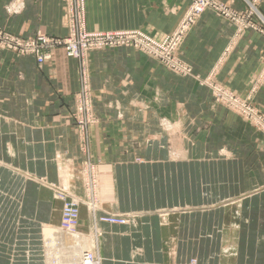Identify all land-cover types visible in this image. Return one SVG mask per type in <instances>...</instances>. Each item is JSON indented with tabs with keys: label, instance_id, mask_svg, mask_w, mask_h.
Returning a JSON list of instances; mask_svg holds the SVG:
<instances>
[{
	"label": "crops",
	"instance_id": "obj_1",
	"mask_svg": "<svg viewBox=\"0 0 264 264\" xmlns=\"http://www.w3.org/2000/svg\"><path fill=\"white\" fill-rule=\"evenodd\" d=\"M219 1L246 13L252 0ZM189 6L85 0V27L161 42ZM254 6L264 20V0ZM68 28L67 0H0L2 32L62 38ZM177 57L191 75L133 48L82 62L55 49L42 65L0 51V264L48 263L44 238L59 235L62 211L51 185L80 202L76 231L99 264H264V134L202 84L209 78L264 116V34H237L206 10ZM84 82L91 123L80 133ZM90 198L95 218L129 222L94 221Z\"/></svg>",
	"mask_w": 264,
	"mask_h": 264
},
{
	"label": "built area",
	"instance_id": "obj_2",
	"mask_svg": "<svg viewBox=\"0 0 264 264\" xmlns=\"http://www.w3.org/2000/svg\"><path fill=\"white\" fill-rule=\"evenodd\" d=\"M258 1L249 2V9L246 13H238L219 0H190L189 9L180 25L163 41L157 42L137 31L89 33L85 27V0H67L69 28L65 37H53L38 33L30 38H22L0 31V51L30 55L35 57L38 65H42L45 61L50 60L52 51L55 49H62L67 57L82 62L90 52L114 48H133L157 60L170 72L187 76L192 74L191 68L179 60L177 52L200 16L206 10H211L230 21L236 27L237 34L247 29L264 34V20L254 6ZM202 84L209 87L216 101L251 122L258 131L264 134V116L248 100L238 98L214 81H210L209 78L205 79ZM76 102L74 114L76 126L80 133H85L88 124L91 123L90 98L86 82H84ZM88 186L92 190L91 180ZM54 197L63 203V207L59 235L51 234L44 240V257L48 263L99 264V258L82 245L81 236L76 231L80 202L72 197L69 190L61 187L54 190ZM87 206L94 221L120 225L128 223L126 216L106 215L95 218V204L92 198L89 199Z\"/></svg>",
	"mask_w": 264,
	"mask_h": 264
},
{
	"label": "rangeland",
	"instance_id": "obj_3",
	"mask_svg": "<svg viewBox=\"0 0 264 264\" xmlns=\"http://www.w3.org/2000/svg\"><path fill=\"white\" fill-rule=\"evenodd\" d=\"M256 109V108H255ZM257 110V109H256ZM262 115V114H261ZM248 121V120H247ZM249 122V121H248ZM251 123V122H250ZM252 124V123H251ZM252 126L254 127V125L252 124ZM256 129V127H254ZM258 131V129H256ZM260 133H262L261 131H259ZM263 134V133H262ZM51 188L53 190V194H54V190L57 188V186L51 185ZM58 200V199H57ZM80 205V204H79ZM62 207H63V203H62ZM78 211H79V206H78ZM61 215H62V211H61ZM79 216V213H78ZM106 216V215H105ZM107 216H111V215H107ZM115 216H123V215H115ZM102 217V216H101ZM127 217V216H126ZM78 222V221H77ZM128 222H129V218H128ZM127 224V223H126ZM61 225V224H60ZM120 225V224H119ZM124 225V224H123ZM77 227V225H76ZM97 234V233H96Z\"/></svg>",
	"mask_w": 264,
	"mask_h": 264
},
{
	"label": "bare ground",
	"instance_id": "obj_4",
	"mask_svg": "<svg viewBox=\"0 0 264 264\" xmlns=\"http://www.w3.org/2000/svg\"><path fill=\"white\" fill-rule=\"evenodd\" d=\"M262 17V16H261ZM94 224V223H93ZM58 230V229H57ZM59 231V230H58ZM98 233V232H97ZM49 234H47V236H48ZM82 235V234H81ZM46 236V237H47ZM92 237V236H91ZM45 239V238H44ZM87 239H89V237L87 236ZM91 239V238H90ZM91 241V240H90ZM80 242L82 243V245H84V247L87 249V246H86V244H85V238L84 237H81L80 238ZM91 243H92V241H91ZM45 258V257H44ZM44 262V261H43ZM48 264V263H47Z\"/></svg>",
	"mask_w": 264,
	"mask_h": 264
}]
</instances>
